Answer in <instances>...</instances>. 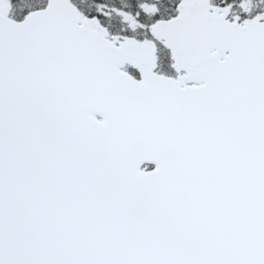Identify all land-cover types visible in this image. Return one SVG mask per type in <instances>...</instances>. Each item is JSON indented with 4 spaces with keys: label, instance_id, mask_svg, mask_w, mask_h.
Segmentation results:
<instances>
[{
    "label": "snow or ice",
    "instance_id": "snow-or-ice-1",
    "mask_svg": "<svg viewBox=\"0 0 264 264\" xmlns=\"http://www.w3.org/2000/svg\"><path fill=\"white\" fill-rule=\"evenodd\" d=\"M0 264H264V0H0Z\"/></svg>",
    "mask_w": 264,
    "mask_h": 264
}]
</instances>
